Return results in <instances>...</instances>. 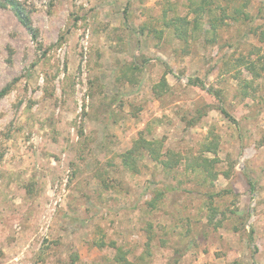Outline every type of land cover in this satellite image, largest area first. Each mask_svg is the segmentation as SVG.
Listing matches in <instances>:
<instances>
[{
    "label": "rangeland",
    "instance_id": "374dc122",
    "mask_svg": "<svg viewBox=\"0 0 264 264\" xmlns=\"http://www.w3.org/2000/svg\"><path fill=\"white\" fill-rule=\"evenodd\" d=\"M18 1L35 35L0 2V264H264V0H208L198 26L201 0ZM140 135L173 170L124 168Z\"/></svg>",
    "mask_w": 264,
    "mask_h": 264
},
{
    "label": "trees",
    "instance_id": "16d2710c",
    "mask_svg": "<svg viewBox=\"0 0 264 264\" xmlns=\"http://www.w3.org/2000/svg\"><path fill=\"white\" fill-rule=\"evenodd\" d=\"M0 2L3 4V6L9 7L15 13L20 23L23 26H25L28 30H30L32 35H35L34 27L32 26L30 16L27 13L25 7L22 5V3H20L18 0H0ZM194 3L195 2L192 3V11L194 12L195 17H196L194 21L196 25L198 26L200 19L203 17L205 5L206 6L208 5V0H201L198 4H194ZM175 19L177 21L182 22L180 23V25L185 24L187 26L191 24V22L187 20L186 17L178 16ZM173 21L174 19L171 20V22L169 21L168 23H173ZM178 33L180 37L182 38L187 37L188 28L186 27L178 28ZM165 77L166 76H164L162 80L160 81V83L157 85V88H159L158 93H162L168 87V83L165 80ZM196 81L197 80H191V83L195 85L197 83ZM4 93H5V90L1 94H4ZM221 109L223 113H225L228 117H230V115L223 108ZM200 118L201 117H199V119ZM203 151L204 152L217 151V143L216 142H209V143L203 142ZM147 154L151 160L159 164L162 163L167 171L173 170L175 163L176 162L178 163L179 161L176 158L175 160L174 158H165L164 160L163 157H165L166 152L163 151V142L158 139L149 140L145 136L140 135L137 139L133 141L132 146L121 154L122 165L130 173L135 174L140 170V167L138 166V161H141V159ZM193 159L191 160V162L189 161L187 165L188 166L192 165L197 170L199 169L198 167H201L200 169H202V171L203 170L207 171L208 163L212 162L213 164L215 161V160L209 159L205 155L202 156V154H199V156H197L198 162L195 163L194 165ZM187 168L190 169L192 167H187ZM190 171H194V170L191 169ZM213 177L216 178V174L213 175ZM248 183L250 185L251 192H255L256 191L255 183L252 180H249ZM161 195H163L162 192H161ZM154 205L155 204L151 200V202H149V206H151L152 208V206ZM209 209H210L209 210L210 224H212L215 228L220 227L222 225V220H216V214L218 212L217 209L214 207L209 208ZM119 252L120 253L115 257V260L118 261L119 264H135L133 262H130L127 259L126 253L123 250H119Z\"/></svg>",
    "mask_w": 264,
    "mask_h": 264
}]
</instances>
